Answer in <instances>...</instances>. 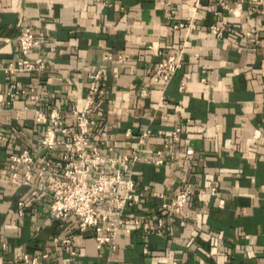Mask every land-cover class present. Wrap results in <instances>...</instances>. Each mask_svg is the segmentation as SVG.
Returning <instances> with one entry per match:
<instances>
[{
  "label": "crops",
  "instance_id": "1",
  "mask_svg": "<svg viewBox=\"0 0 264 264\" xmlns=\"http://www.w3.org/2000/svg\"><path fill=\"white\" fill-rule=\"evenodd\" d=\"M212 3L0 0V264H24L26 254H47L38 264H106L108 258L119 264H264V0H228L232 11L221 17ZM221 20L228 29L218 38L209 28ZM23 28L40 41L29 60L41 55L47 70L11 78L3 69L21 57ZM170 55L181 67L164 85L156 65ZM97 71L104 95L93 110L90 145L116 159L136 151L137 189L149 187L138 205H128L126 217L129 226L136 218L146 222L152 233L118 235L112 253L107 246L98 251L91 231L78 232L73 216L53 219L46 195L8 182L11 155L40 153L43 127L30 109L49 105L69 117L72 108L83 107ZM11 80L37 87L39 103L23 97L7 106ZM147 128L152 134L139 145ZM176 128L180 142L169 154L165 146ZM187 146L193 148L189 164ZM158 151L167 157L161 166L153 165ZM49 159L59 170L60 160ZM182 184L192 190L183 213L165 215L151 194L170 196ZM160 215L165 227L156 233ZM53 238H68L70 246ZM71 250L76 258L68 256Z\"/></svg>",
  "mask_w": 264,
  "mask_h": 264
},
{
  "label": "built area",
  "instance_id": "2",
  "mask_svg": "<svg viewBox=\"0 0 264 264\" xmlns=\"http://www.w3.org/2000/svg\"><path fill=\"white\" fill-rule=\"evenodd\" d=\"M210 10L217 17L222 16V11L231 12L228 0H212ZM219 7V8H218ZM182 24L174 28L182 27ZM227 23L221 22L210 26L209 30L215 37H222L227 30ZM39 39L30 28H23L17 37V46L21 55L20 59L11 62L3 69L4 73L14 78L18 73L41 74L47 70V64L41 55L33 61L28 55L39 44ZM181 63L170 55L160 60L156 65V73L167 85ZM102 71L90 75L89 94L86 96L81 109L72 108L69 117L49 105L30 109L34 123L43 127L40 139V153L34 156L30 150L23 149L20 153L11 155L8 159L10 176L8 182L12 185H25L47 196L49 211L55 220L73 216L77 221L78 232L91 231L95 248L98 251L108 247L112 253L116 250L114 239L118 235L129 237L132 231H142L144 235L152 233L146 222L136 218L128 225L126 208L128 205H138L148 194L149 187L137 189L133 176V167L139 161L136 151L130 155H123L119 159L106 157L95 146H91L88 133L96 127L97 120L93 110L97 101L103 97L104 92L98 86ZM6 105L10 106L16 99L27 97L30 102L39 103L40 93L35 86H23L11 80L5 92ZM27 110V107L24 108ZM189 123V121H187ZM152 134L150 129H145L137 139L138 144H143ZM181 129L176 128L170 133V140L165 150L172 154L180 142ZM130 132L126 133L129 136ZM60 160V168L53 170L49 156ZM193 148L187 146L184 150V160L189 164L192 160ZM167 157L158 151L153 160V165L161 166ZM38 162L36 169L35 164ZM192 190L188 184L177 186L170 196L153 193L151 197L159 199L160 211L167 216L179 217L184 211ZM18 215L25 212L24 203L18 202ZM164 217L156 218L155 232L164 230ZM53 243L68 248L70 239L53 238ZM70 258H76L77 252H68ZM47 254H37L22 257L24 264H38L47 260ZM93 264H100L95 262ZM106 264H119L117 260L108 258Z\"/></svg>",
  "mask_w": 264,
  "mask_h": 264
}]
</instances>
